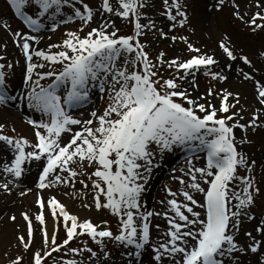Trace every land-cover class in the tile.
Here are the masks:
<instances>
[{
    "label": "snow or ice",
    "instance_id": "snow-or-ice-1",
    "mask_svg": "<svg viewBox=\"0 0 264 264\" xmlns=\"http://www.w3.org/2000/svg\"><path fill=\"white\" fill-rule=\"evenodd\" d=\"M229 2L232 15L248 25L253 33L264 30V23H261L264 21V0H252L258 9L253 14H242L236 0ZM225 3L226 0H217L213 7L220 11ZM66 5L71 6L72 16L68 20L61 17V22L79 19L81 27L79 32H66L62 44L49 45V49L62 50H33L30 42L39 43L38 36L23 29L12 32L21 41L18 46L22 47L26 62L23 87L18 95L7 90L5 65L0 64V106L15 101L21 107L41 114L39 120L26 121L33 130L34 140L4 135V125L0 124V141L13 150L10 163L6 162L2 167L3 173L12 180L0 184V188L10 191L9 184L29 171L27 165L33 162L38 168L36 187L41 190L55 184L71 186L86 168H92L93 171L87 174L93 192L92 203L83 206H94L97 211L106 209L119 220L117 231L113 232L70 213L54 196L47 201L37 196L40 211L35 220L41 226L42 247L31 251L35 229L27 212L21 213L27 235L18 237L24 251L31 253L30 264H47L53 253L61 251L64 257L87 253L89 264H110L112 252L105 241L127 249L123 253L128 257L125 264H145V255L147 264H242L241 257L249 253L258 254L256 264H264V216L257 221L252 211L261 192L251 175L256 161L238 151L234 133L236 128L245 132L248 128L253 131L264 128V120L260 119L264 114V64L257 67L244 54L243 48H237L231 36L225 34L219 40L218 47L226 61L242 62L249 69L245 71L240 67L238 72L245 81L252 83L261 106L252 113L249 121L241 124L235 119L239 112L232 111L240 103L238 92L223 90L221 94L208 88L205 94L193 96L185 87L188 84L193 91L197 90L196 73L201 70L212 80H227L224 69H231V63H225L220 71H212V66L220 65L214 55L201 52L186 36L175 35L170 39L173 42L179 39L187 51L195 55L166 60L165 53L160 52L156 63L150 60L146 46L140 40L146 29L156 28L155 21L142 11L150 6V0H101L96 11L109 16L95 27L90 25L96 13L87 0H5L9 11H13L32 32H39L44 27L40 18L45 16L53 22L51 30L55 31L56 18ZM163 6L162 15L172 22L171 29L183 28L189 23L188 4L184 0H163ZM111 16L130 23L132 34H119L120 29ZM142 17L147 23L141 22ZM4 27L10 30L7 23ZM85 27L90 28L86 33ZM160 35L167 37L168 33L160 30ZM34 56L48 65L60 64L62 69L38 72L37 69L46 65L34 62ZM259 56L264 59V46ZM164 65L175 70L168 78L160 75L159 69ZM256 74L261 78L257 79ZM46 78L51 79V83L45 86L40 81ZM93 89L107 97V106L102 112L93 109L89 118L81 119L68 111L88 104ZM216 95L220 96L219 107L209 99ZM230 97L234 102H229ZM239 143L250 141L245 138ZM174 148H185L193 155L206 152L205 162L197 167L189 158L185 175L190 180L186 182L183 177L179 178L185 187L179 192L167 189L171 198L161 201L165 210H149L144 206L143 196L153 170L161 166L166 153ZM241 167L249 175H239ZM236 182L240 184L239 190ZM80 183L85 189L89 187L84 180ZM190 190L203 194V201L198 202ZM178 195L183 199L178 200ZM194 207L203 211H195ZM45 209L53 221L51 233L47 228ZM154 217H162L166 227L161 229L159 224H153ZM11 219L15 221L16 217ZM244 220L257 222L252 231L244 230L247 240L241 241L238 234ZM60 224L65 236L58 242ZM153 228L159 239H153ZM253 232L258 233L259 238ZM81 236L90 238L99 246V251L87 242L83 247H70V242ZM22 260V256H17L10 264H22ZM53 264L85 262L62 257Z\"/></svg>",
    "mask_w": 264,
    "mask_h": 264
},
{
    "label": "rangeland",
    "instance_id": "rangeland-1",
    "mask_svg": "<svg viewBox=\"0 0 264 264\" xmlns=\"http://www.w3.org/2000/svg\"><path fill=\"white\" fill-rule=\"evenodd\" d=\"M2 4L0 5V28L6 32V36L9 40V44L18 51L19 56L21 57L22 66H24V56L22 53V47L18 46L21 43L16 37L12 35V32L19 31L23 29L24 32L30 35H36L39 37V43L35 41H31V46L33 50H44V51H51L57 52L62 49L58 48H51L49 49V45H59L62 44L63 40L66 38V32L68 31H76L79 32L81 27V21L79 19H72L67 23L61 22V17L64 20H68V17L72 16V12L69 10L71 8L70 5L64 6L60 15L56 18V27L55 31H52L53 22L47 19V16L43 22L44 27L39 32H32L26 26L23 25V22L18 17H13L9 9L5 6V0H1ZM205 1V5L204 2ZM91 7H93L94 12L96 13L93 19L91 27L97 26L101 23L104 19H106L109 14L97 12L96 10L100 8L101 0H87ZM185 3L188 4V8L186 9L189 15V23L186 24L183 28L177 26L175 29H171V21L167 19L166 16L162 15L165 11L163 6V0H150V6L142 9L147 14V18L152 19L156 23V28L151 30H145L144 34L140 37L141 43L144 44L145 50L149 53V58L153 63H156V57L160 52L165 53L164 59L168 60L173 57H180L181 59H187L195 53H190L187 51L186 45L177 39L173 42L170 37L175 35L179 36H186L188 41L192 43L195 47L200 48L201 52H206L210 55H214L217 60L220 61L219 66H212V71H220L221 68L225 63H231L234 65L235 71H233V75L228 71L229 69H224L225 74H227L228 79L221 82L218 80H212L210 76L204 74V71L201 70L200 72L196 73V80L198 84L197 90L193 91L191 87L186 84L185 87L189 88V91L192 92L193 96L203 95L206 93L208 88H212L215 93H221L223 90H227L229 92L237 93V90L228 84V81L233 79L235 83L238 85L245 84L246 82L242 76L239 75L238 69L243 67L245 71H249L247 66L243 65L242 62H230L226 61V57H224L223 53L218 47V42L220 39L223 38L225 34L232 37L233 42L236 44L237 48H243L244 54L248 55L249 59L253 61V63L260 67L264 64V59L259 56V52L262 50V46H264V30H258L257 32L253 33L249 26L246 25L242 20L237 19L235 16L232 15L233 9L229 0H226L225 5L223 6L222 10L217 11L213 4L217 2V0H184ZM238 4H240V11L241 13L247 12L248 14H253L258 9L254 7V4H250V6H243L244 2L242 0H236ZM79 6V5H77ZM200 6H203V9L208 11L209 15L203 17L201 15ZM8 11L11 15V19L13 22H9V19L3 17L4 11ZM29 15H32V12H28ZM35 18V17H34ZM111 19L115 21L116 27L120 29L121 35L132 34L133 26L126 21L119 19L115 16H111ZM247 19V16H245ZM142 23H147V19L144 17L141 18ZM7 23L10 25V30L4 27V24ZM42 23V22H41ZM261 23H264L262 21ZM45 24L48 25L45 27ZM213 30V32L211 31ZM89 27L84 28V33L89 31ZM160 30L168 33L167 37H162L160 35ZM83 35V33H80ZM44 35L50 36V39L45 41L44 46L41 45L42 38L41 36ZM12 41V42H11ZM218 49V51L216 50ZM0 56L3 59H0V64H4L5 68L3 71L6 73V80H7V90L10 94L18 95L20 89L23 87L22 85V71L20 72L19 76H15L12 74L14 66L16 62L14 60V56L12 60H10L8 51L5 49L4 45H1L0 42ZM220 58V59H219ZM33 61L36 63L45 64V68L37 69L38 72L44 71H60L62 69V65L60 64H52L48 65L47 62L43 61L40 58L33 57ZM15 63V65H14ZM11 64L12 67L8 68L7 65ZM26 66V65H25ZM23 73L25 71V67ZM159 67V66H158ZM160 75L164 76V78H168L175 70L170 69L167 65H164L162 68L159 69ZM257 79L261 78L260 74H256ZM35 78V76H34ZM191 80V77L188 78ZM40 83L42 85H47L51 83V79H44L41 80ZM19 84L21 86H19ZM250 88L252 89L254 96L255 92L253 89V85L249 82ZM19 90V91H18ZM97 92L96 98L93 100V94ZM240 103L236 105L232 111H238L239 116L235 119L238 120L239 123L244 124L251 119L252 113L260 108L261 106L258 104H251L248 103L247 100L243 98V93H240ZM92 101L90 100L89 104H86L82 107H77L73 109H68L73 115L81 119L89 118V113L91 110L96 109L99 112H102L103 109L107 106V97L104 94L100 93L98 89H93L90 95ZM256 98V96H255ZM212 100L217 107L220 104V96L216 95L212 98ZM203 102V101H201ZM229 102H234L233 98H229ZM18 103H8L7 105L0 106V124L4 125L3 134L9 135L13 137L24 136L29 140H34L33 130L31 126L26 123L28 119H36L39 120L41 114L35 112L34 110L28 109L26 106L19 107L21 110V115L18 117L17 121H12L7 117L6 111L14 109L18 111ZM221 115H223L221 113ZM262 115V114H261ZM243 117V119H240ZM262 120V117H260ZM264 120V119H263ZM15 129V131H13ZM259 130H263L262 128H257L253 131L251 128H248L247 131L243 129L236 128L234 129V133L237 140V149L238 151L245 152L250 149H253L255 153L261 149L259 145L256 144V135ZM247 139L250 143L240 144L239 141L242 139ZM0 145V184L8 180H12L11 176L3 173L2 167L4 163H10L11 159L13 158V150L10 146L6 145L3 141ZM187 151L185 148H174V150L170 153H166L164 160L160 167L155 168L152 173L151 180L147 185V191L144 193L143 202L144 206L147 207L149 210L155 209L156 211H163L165 210L164 204L161 201H166V199L171 198L168 195L167 189H171L173 192H179L181 188H184L185 185H181L179 182V178L183 177V179L187 182L190 180V177L185 175V172L188 170V159H191L193 165L200 167L203 166L205 162L206 152L198 154L196 157L193 158L190 154H184L181 152ZM252 153V152H251ZM247 157V156H246ZM197 159V160H196ZM198 162H196V161ZM170 161L169 166L165 167L166 164ZM28 169L32 168L30 173L27 172L15 183H10L9 188L10 191H5L3 188H0V264H10L11 260L16 259L17 256H22V264H30L31 261V253H26L20 245L18 237L20 235H27L26 232V222L24 221L21 213L27 212L29 216L33 220V226L35 229V239L31 246V251L34 252L39 250L42 247V238L41 233L39 231L40 225L35 220V215L40 211L38 204L36 203L37 196H42L45 201H47L51 197H56L61 203L67 206V210L70 213H74V210L78 211H85L86 213H91L85 216L82 219H90L97 225L102 228H109L113 232L117 231L118 227V220L119 218L114 216L111 212L106 209H102L97 211L94 206L93 207H84L83 204H91L92 203V196L93 192L91 190V182L87 179V174L93 171L92 168H86L83 171V174L78 175L75 178L73 185L66 186L63 184H55L52 187L35 191L32 195L29 196V199H32L34 207L32 210L28 211L25 209H21L20 205L21 202L14 200L13 198L23 199L24 196H27V187L22 184L26 178H32V188L35 190V181L38 172V168L35 162L27 165ZM75 167V166H74ZM183 169L184 171H181ZM77 171L80 172L81 169L77 168ZM239 175L247 176L249 173L246 171L245 168L241 167L238 169ZM252 176L255 177L257 182V186L260 187L261 192L256 197V205L253 207L252 211L255 215L264 216V166H254V169L251 173ZM81 180H84L88 183L89 187L85 189L83 185L80 183ZM159 182L160 186L155 189L153 193L150 194L151 188L154 182ZM202 186L203 182L200 181ZM237 190H239L240 184L236 182ZM31 190V189H30ZM193 197L198 201L202 202L203 197L201 193L195 192L194 190H190ZM25 193L21 195V193ZM145 194L148 196L147 200H145ZM198 194V195H196ZM161 195V197H160ZM202 198V199H201ZM178 200H182L181 196H177ZM199 208V207H194ZM197 210V209H195ZM46 213V221L47 226L52 225V228L48 231L51 233L53 231V221L50 215H48V210L45 209ZM12 216L16 217V220L13 221L11 219ZM62 219V218H61ZM103 221H107L106 224L102 223ZM153 224H159L161 229L166 227V222L162 217H154L152 220ZM249 229L248 231H252ZM153 239H159V236H156V229L153 228ZM65 236V231L63 225L60 224L59 231L57 232V240L58 242L61 241ZM87 242L88 246L93 247L94 250L99 251V246L92 243L90 238L87 236L80 237L74 239V241L70 244V247H83L84 243ZM107 243V247L112 252L111 262L110 264H125V261L128 257L124 256L123 253L127 251L125 248L118 247L111 242L105 241ZM65 259H77L79 261H84L85 264H89L88 261V254L84 253L80 256H72L69 254L68 256L64 257L63 251L53 253L52 257L47 259V264H53L55 260H60L61 258ZM246 255L241 257L242 264H256L255 261H247ZM147 256H144L145 264H147Z\"/></svg>",
    "mask_w": 264,
    "mask_h": 264
},
{
    "label": "bare ground",
    "instance_id": "bare-ground-1",
    "mask_svg": "<svg viewBox=\"0 0 264 264\" xmlns=\"http://www.w3.org/2000/svg\"><path fill=\"white\" fill-rule=\"evenodd\" d=\"M205 5V1H203ZM242 2H244L243 6L247 5V6H250V4H253L252 3V0H242ZM2 4V1L0 0V5ZM200 10H201V15L203 17H206L207 15H209L207 9L206 11L203 9V6H200ZM3 17L6 18V19H9V22H13V20L10 18L11 15L9 14L8 11H4L3 13ZM211 31L213 32V30L211 29ZM41 45L39 44L38 47L40 46H44L45 45V41H47L48 39H50V36H46L44 38V35L41 36ZM0 42H1V45H4L5 46V49L8 51V54H9V57H10V60H12V57L11 56H14V60L16 62V65L14 63V69L12 71V74H14L15 76H19L20 72L22 71V76H23V70H24V66H22V62H21V57L19 56L18 54V51L15 49V47L11 46L9 44V40L6 36V32L4 30H1L0 28ZM12 42V41H11ZM39 47V48H40ZM37 50H40V49H37ZM218 51V49H216ZM11 55V56H10ZM220 59V58H219ZM232 75H233V71H235V68H234V65L231 69L228 70ZM22 82V81H21ZM228 84L230 86H232L233 88H235L237 90V92H240V93H243V98L245 100H247L248 103H251V104H257L256 102V98L254 96V93L252 91V89L250 88V85H249V82H246L245 84H241V85H238L237 83H235L233 81V79H231L230 81H228ZM19 86H21L19 84ZM19 91V90H18ZM97 92L95 94H93V100L96 98V95ZM91 97V98H92ZM7 113V117L12 120V121H17L18 120V117H20L21 115V112L20 110L18 109V111H15L14 109H11V110H8L6 111ZM262 117V120L264 119V114L261 115ZM264 129V128H262ZM256 144L259 145L261 147V149L259 151L256 152V149H255V153L253 151V149H250L248 151H245L244 154L247 156V158L249 160H255L256 161V164L257 166H264V131L263 130H259L257 135H256ZM252 152V153H251ZM197 160V159H196ZM195 160V161H196ZM198 162V161H196ZM170 164V161L166 164L165 167L169 166ZM203 165V164H202ZM30 171H32V168H29V171H27L28 173H30ZM27 172H26V176H27ZM32 178H26L24 180L23 183L25 184H22L24 187V185L27 187L26 189H28L29 186V189H31V191H28L27 192V196H24L23 199H18V198H13L14 200L18 201V202H21V209H25V210H32L33 207H34V204L32 202L33 198L32 199H29V196L32 195L36 190H33L32 188V185H33V182L31 180ZM160 186L159 182H154L153 183V186L151 188V191H150V194L153 193L155 191L156 188H158ZM198 195V194H196ZM161 197V195H160ZM148 196L145 194V200H147ZM165 207V205H164ZM195 210V209H194ZM195 211H200L199 209L195 210ZM73 214H76L78 215L81 219L84 218L85 216H87L88 214H91V213H86L85 211H78V210H74V213ZM190 215V214H189ZM257 216V215H256ZM262 216L258 215L257 216V221L261 218ZM257 221H247V220H244L243 223H242V228H241V232L238 234V238L241 240V241H244V240H247V237H245L243 235V232L244 230H249V229H252L253 225L257 222ZM49 229L52 228V225H48L47 226ZM254 235H257V237L259 238V234L258 233H255L253 232ZM156 236L157 233H156ZM258 254H246V260L247 261H255L256 260V257H257Z\"/></svg>",
    "mask_w": 264,
    "mask_h": 264
}]
</instances>
